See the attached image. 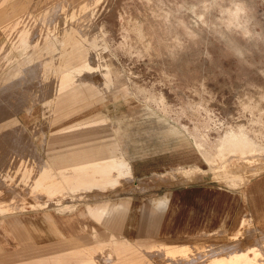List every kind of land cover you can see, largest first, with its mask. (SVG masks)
I'll return each mask as SVG.
<instances>
[{
	"label": "rangeland",
	"instance_id": "1",
	"mask_svg": "<svg viewBox=\"0 0 264 264\" xmlns=\"http://www.w3.org/2000/svg\"><path fill=\"white\" fill-rule=\"evenodd\" d=\"M189 8L194 23L187 21ZM145 9L159 20H150L146 39H139L132 18ZM1 10L7 14L0 18V209H6L0 211V264H28L26 248L34 242L28 220L70 219L77 212L97 224V236L65 230L60 246L69 254L113 232L108 246L117 259L97 251L96 264L264 257V116L238 101L264 92V0H0ZM153 41L166 47L152 48ZM75 45L92 66L120 69L122 84L109 78L110 88L100 81L90 86L99 76L90 70L77 77L88 83L76 80L53 93ZM74 59L82 61L78 53ZM102 91V101L84 106ZM198 131L205 137L201 149ZM224 131H245L256 150L242 159L227 153L224 167L201 160L200 153L215 155ZM136 140L143 143L135 150ZM137 150L149 157L137 158ZM193 157L200 160L194 172L171 166ZM65 158L73 172L110 159L119 171L111 174L115 181L74 179V173L64 179ZM206 194L227 200L209 241L195 230L173 243L184 246L187 260L166 254L159 244L174 242L166 236L176 216Z\"/></svg>",
	"mask_w": 264,
	"mask_h": 264
},
{
	"label": "bare ground",
	"instance_id": "2",
	"mask_svg": "<svg viewBox=\"0 0 264 264\" xmlns=\"http://www.w3.org/2000/svg\"><path fill=\"white\" fill-rule=\"evenodd\" d=\"M107 1H109V0H107ZM110 1H112V0H110ZM151 9H152V11L155 10L152 7H151ZM142 13H143V15L137 14V15H134L132 18L135 26H137L140 29L139 30L140 32L137 33V37L139 39L143 36V33H145V28H149L148 22L150 20H152V21L153 20H157V21L159 20L158 18H156L154 16L150 17V14L148 13L147 9H145ZM187 13H188L187 21L189 23H194L196 21L194 10L192 8H189L187 10ZM129 18H130V16H129ZM145 22H146V24H145ZM201 35H202V33H201ZM143 39H146V37L143 36ZM163 44H165V43L153 41L151 47L152 48L166 47V46H161ZM75 47H76L75 49H77L78 51H75V52L73 51L70 54H66L64 56V58L67 60V62L61 70V75L59 76V80H58L57 84H55L54 89L52 90L53 93L61 92L63 89H65L69 85L70 82L78 80V78H77L78 76H80L82 73L88 72L90 70L99 71V76L93 77V79L90 82L91 84L89 83L90 86H93V85L95 86V82L100 81L106 86V88H110L111 86L106 83L109 80V78H111L112 80H115V81L119 82L120 84H122V80L120 77L121 76L120 75V69L112 66V67L101 70V64L100 63L96 64V66H92L89 63V58L87 57V54L85 52L86 50H84L81 46L75 45ZM235 51L240 52L241 50L237 49ZM156 52L160 53L161 50H158ZM75 53H78L79 56L81 57L82 61L80 63H74V62H78L77 60L74 59ZM261 55H263V54H261ZM249 56H250V54H249ZM98 58H99V56H97V53H96L95 59L97 60ZM251 58L254 59L253 57H251ZM83 81H86V80H82V81L78 80L75 83H83ZM85 85H88V84H85ZM121 90H123V92L125 91V94L127 93L126 89L124 90V87L123 88L121 87ZM241 90L243 91L245 89H241ZM104 92L102 91L101 94L98 93V95H94L92 97L91 101L89 100V101L85 102V104L83 103L84 106L89 105L90 107H92V106H94L92 104H94V103L98 104L99 101H102L106 97V93H104ZM244 96H245V93H244ZM256 96H257V94H256ZM258 96H259V94H258ZM238 101L243 108L258 110L259 114L264 116V92L262 94H260L259 97L254 98V97L246 96L243 98H238ZM255 103H259L260 107L251 108L250 106L252 104H255ZM109 117L111 119H113V117H111L110 115H109ZM263 122H264V120H263ZM192 127H195V126L192 125ZM198 128H200V127H198ZM71 129H72V127H71ZM199 131L197 133V142H198L197 146L199 149H201V146H202L201 141H204L205 137H204V133L199 132ZM114 132H118L119 133L118 136L121 138L120 131L118 130V128H115ZM189 134H190V132H189ZM221 137H222V139L220 140L218 148H216L215 155L212 158H207L208 159L207 160L206 157H204V155H202L200 153V159L201 160L206 161V163H208V164L210 163V161H214V165L216 164L217 166L224 167L223 165L226 164L225 155H227V153L229 155L230 154L236 155L239 159H242V158H247L245 156V153L253 151V149H254L252 146H250V144L248 142L249 136L245 131H243V132L241 131L238 133L233 132V131H230L229 133H227V131H224L222 133ZM75 139L76 138H73V140H75ZM132 143H135V141H133ZM136 143H137L136 146L133 147L135 150L139 149L138 147L140 146V144H138V143H143V142L136 140ZM126 145L128 147L127 148L128 152H130L133 148H131L128 143ZM254 150H256V149H254ZM137 152H138V154H137ZM136 154H137V158H139V159H145L146 160L149 157V155L142 153L140 150H137ZM170 162H171V166H173L174 168L179 169V170L182 169L185 171V173L194 172V168L200 166V160L198 158H194V157H193V159H181V158H179L176 161H170ZM230 181L233 183H235L237 181L239 182L238 178H236V177H231ZM202 196H205V198ZM223 205H225L226 210H227V200H226V202L225 201L221 202L220 195H219V197L218 196L212 197L211 194L200 195L197 198L196 208H192L191 206H189L187 211L185 212V214L180 215L178 217L176 216V223H174V225L172 226V229L170 231L169 236H166V239L174 241V242L166 241L165 243H161L159 245H165L163 247L165 248L166 254H169L171 252H175V253H178L181 255L182 260L183 259L187 260V259H185L187 256L185 255L186 250L184 249V246L183 247L182 246H175L173 243H175V242L179 243L181 236H183V240H185L187 233L193 232L195 230H201V229H202L201 231L204 233V235H202L200 238H202V240L204 239L206 241H209L210 232L212 231V227H213V224L215 222L214 220L218 219L221 216L219 209ZM10 207H12V206L10 205ZM62 209H64V208H62ZM4 210H6V209H3V208L0 209V211H4ZM28 221L30 222L29 228L31 231H33L34 227H33V225L31 226V219ZM5 235L7 236L8 232H6ZM233 235H234V237H240L239 232L238 233L235 232ZM187 238L196 239V237H192V236L187 237ZM162 239H164L163 235H162ZM161 241H164V240H161ZM182 243H183V241H182ZM102 251L106 252L107 255L112 257V250L110 248H106ZM101 257L102 256H100V258ZM101 262H103V261H101ZM96 263L97 262L95 260L91 264H96ZM174 264H176V262ZM215 264H264V257L261 254H258L255 252L254 255L251 257H248L245 254H243L242 256L237 257V259H231V260H227V261L216 260Z\"/></svg>",
	"mask_w": 264,
	"mask_h": 264
},
{
	"label": "crops",
	"instance_id": "3",
	"mask_svg": "<svg viewBox=\"0 0 264 264\" xmlns=\"http://www.w3.org/2000/svg\"><path fill=\"white\" fill-rule=\"evenodd\" d=\"M6 14L7 12L5 10L4 11L1 10L0 18H4ZM29 50H33V49L29 48ZM92 124H94V122H92ZM86 147L94 148L96 146L87 145ZM84 154L86 158V156L90 154V152L86 151L84 152ZM106 154H109V152H107ZM110 160L106 162L107 164L105 163L106 166L104 163L92 162V163H87V167L85 168L81 167L79 171L73 172L71 161L68 162L67 158H65L64 179L69 178L71 180L73 178L72 174L74 173V179L89 178L94 180L102 179L107 181H115V179L113 180V177H111V174L114 172H116V174L118 173L119 162L116 164L114 163V161L109 163ZM109 164H111V171L110 172L104 171L105 167L107 169L110 168ZM93 165H99V166L95 167ZM85 215L86 214L84 213L77 212L70 219H65L59 215L47 214V216H45L44 219H40L37 221L31 220V226L33 225L34 229L33 231L31 230L27 231L29 232L28 241L30 242L34 241V242L31 243L32 245L30 247L28 248L25 247V248L28 252V255L32 254V256L31 255L28 256L23 261L27 260L28 264H91L93 261L96 260L94 255L95 252L104 250L103 249L104 245H106L105 249L109 248L108 244L111 243L110 237L113 236L112 235L113 232H111L112 233L111 235L108 234L109 238L107 240L96 239L86 244L89 246L88 248H84L83 250H72L69 254L65 253L66 249H63L64 247L60 246L61 243H59V242H63V240L61 241L60 238L65 237V230L72 235H75L81 231L88 230L97 236V231H96L97 224L95 223L94 225V223L91 222L88 223L86 221L87 219L85 218ZM97 215L98 214L94 215L96 219L98 218ZM91 216L92 213L89 212L90 219ZM35 222H37V227L35 225ZM67 248H68L67 250H69L70 247ZM37 249L42 252L41 254L34 255ZM52 249H56V250H52ZM113 256L116 257L115 252H112V257Z\"/></svg>",
	"mask_w": 264,
	"mask_h": 264
}]
</instances>
